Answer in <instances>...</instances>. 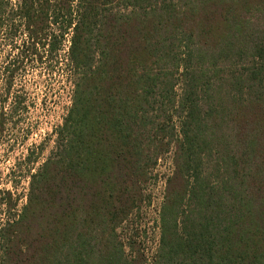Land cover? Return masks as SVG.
Segmentation results:
<instances>
[{"label":"trees","instance_id":"trees-1","mask_svg":"<svg viewBox=\"0 0 264 264\" xmlns=\"http://www.w3.org/2000/svg\"><path fill=\"white\" fill-rule=\"evenodd\" d=\"M60 15L72 104L0 264H264V0H61L27 28ZM165 155L149 258L118 231Z\"/></svg>","mask_w":264,"mask_h":264},{"label":"rangeland","instance_id":"rangeland-1","mask_svg":"<svg viewBox=\"0 0 264 264\" xmlns=\"http://www.w3.org/2000/svg\"><path fill=\"white\" fill-rule=\"evenodd\" d=\"M59 1L5 0L0 14V227L26 205L30 178L55 151L56 131L72 104L74 26L60 15L45 32L27 28L30 22L41 28L49 2ZM77 10L74 3L73 22ZM172 171V156H163L146 188L147 202L118 231L125 245L136 241L149 258L159 242V213Z\"/></svg>","mask_w":264,"mask_h":264}]
</instances>
